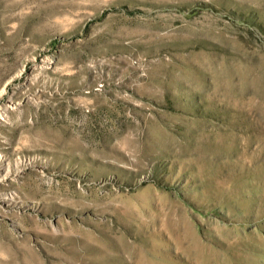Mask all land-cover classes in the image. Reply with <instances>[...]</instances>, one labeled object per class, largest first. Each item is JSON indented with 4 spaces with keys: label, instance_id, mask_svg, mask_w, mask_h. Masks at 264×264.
<instances>
[{
    "label": "rangeland",
    "instance_id": "rangeland-1",
    "mask_svg": "<svg viewBox=\"0 0 264 264\" xmlns=\"http://www.w3.org/2000/svg\"><path fill=\"white\" fill-rule=\"evenodd\" d=\"M0 264H264V0H0Z\"/></svg>",
    "mask_w": 264,
    "mask_h": 264
}]
</instances>
